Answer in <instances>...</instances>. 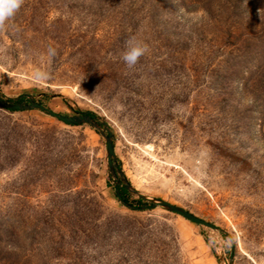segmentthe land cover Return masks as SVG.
I'll return each instance as SVG.
<instances>
[{
    "label": "rangeland",
    "instance_id": "374dc122",
    "mask_svg": "<svg viewBox=\"0 0 264 264\" xmlns=\"http://www.w3.org/2000/svg\"><path fill=\"white\" fill-rule=\"evenodd\" d=\"M0 91L105 119L138 191L264 264V0H23L0 25ZM109 175L91 127L0 106V264H220L197 224L126 207Z\"/></svg>",
    "mask_w": 264,
    "mask_h": 264
},
{
    "label": "water",
    "instance_id": "95a60500",
    "mask_svg": "<svg viewBox=\"0 0 264 264\" xmlns=\"http://www.w3.org/2000/svg\"><path fill=\"white\" fill-rule=\"evenodd\" d=\"M48 95H23L20 98L14 99L5 96L0 91V106L9 111H31L38 110L50 117L64 123L68 126H89L94 129L104 140L106 144V165L108 172L114 184L116 186V193L120 196L119 187H126L131 196L135 199L143 201L144 205L140 208H134L136 210L146 211L148 209L161 208L170 213L177 214L184 219L197 224L202 231L207 235L210 246L212 247L215 256L218 258L220 264H235L234 263V250L235 242L234 238L226 230L217 227L216 225L209 223L191 212L168 203L162 199L155 198L138 191L127 179L125 173L118 163V157L116 155L115 138L113 131L105 119L90 115L89 113H81L73 116H64L53 112L49 107L40 103V99ZM61 98H65L61 96ZM123 204L128 208H133L127 205L125 202ZM226 242L229 248V255L224 256V243Z\"/></svg>",
    "mask_w": 264,
    "mask_h": 264
},
{
    "label": "clouds",
    "instance_id": "9594fccd",
    "mask_svg": "<svg viewBox=\"0 0 264 264\" xmlns=\"http://www.w3.org/2000/svg\"><path fill=\"white\" fill-rule=\"evenodd\" d=\"M23 0H0V25H3L20 9ZM147 51L146 47L135 39H130L125 51L122 54V60L128 67H133ZM50 55H55L54 49H49Z\"/></svg>",
    "mask_w": 264,
    "mask_h": 264
},
{
    "label": "trees",
    "instance_id": "16d2710c",
    "mask_svg": "<svg viewBox=\"0 0 264 264\" xmlns=\"http://www.w3.org/2000/svg\"><path fill=\"white\" fill-rule=\"evenodd\" d=\"M66 104H70V100L69 99H64ZM2 109H4L5 111H8V112H11V113H14L15 111H9L5 108L2 107ZM82 112H79L78 114H81ZM90 115H93L92 113H89ZM120 165V164H119ZM121 166V165H120ZM109 179H111L112 181V177L109 175ZM114 186V184H113ZM115 187V194H116V197L117 199L123 204V202H125L127 205L131 206V195L130 193L128 192V190L126 189V187H119V190H120V196L116 193V186ZM138 204H144L143 201H140V200H137V199H134Z\"/></svg>",
    "mask_w": 264,
    "mask_h": 264
}]
</instances>
